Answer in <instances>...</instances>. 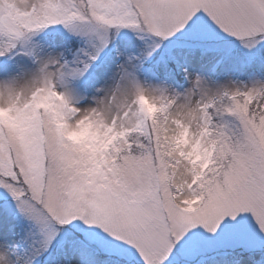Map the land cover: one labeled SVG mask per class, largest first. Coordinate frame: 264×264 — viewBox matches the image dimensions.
Masks as SVG:
<instances>
[{
    "label": "snow or ice",
    "instance_id": "snow-or-ice-1",
    "mask_svg": "<svg viewBox=\"0 0 264 264\" xmlns=\"http://www.w3.org/2000/svg\"><path fill=\"white\" fill-rule=\"evenodd\" d=\"M51 26L82 46L33 40ZM124 29L153 42L122 50ZM0 57V209L21 229L0 264H184L200 234L223 264L264 251V0H0ZM230 68L249 79H213Z\"/></svg>",
    "mask_w": 264,
    "mask_h": 264
},
{
    "label": "rangeland",
    "instance_id": "rangeland-1",
    "mask_svg": "<svg viewBox=\"0 0 264 264\" xmlns=\"http://www.w3.org/2000/svg\"><path fill=\"white\" fill-rule=\"evenodd\" d=\"M58 36L63 44L57 49V51H64L65 48L79 49L83 40L80 37L69 33L63 26H51L45 32L40 33L38 36L33 37V40L39 41L40 43L46 44L50 41L52 35ZM143 39L140 38V35L132 32L130 30L124 29L116 37V44L122 49L129 53H137L140 48H147L153 42V37L150 34H142ZM182 39V38H181ZM126 41H131L127 47L125 46ZM255 50L244 49V55L249 56L253 55ZM159 53H157L158 55ZM111 58L113 61L117 60L115 46L109 47L104 50L97 64L93 66L90 70L89 75L96 73L99 70H102V66L105 65V62ZM5 58L0 57V61H3ZM16 61H21V57L16 56L12 57L9 60V63H14ZM22 62V61H21ZM197 68H203L206 75L209 74V69L211 64H208L207 67L204 66L203 62H197ZM229 76L232 79L247 81L250 77V73L241 72L239 70L229 69L227 73H218L213 75V79H219L221 81H226ZM181 83H184L182 80ZM184 86L188 85L184 83ZM21 229L18 226V220L12 217L7 216L2 209H0V235L7 234L10 240H17L20 238ZM222 237L213 238L208 235L200 234L194 237H190L184 244L181 245L178 256L183 257L186 250L196 248L199 251V254L194 258L187 259L184 261V264H205L207 261H212L216 257H224L226 250L219 246L218 241ZM243 254H251L253 257V262H258L261 264V261L264 260V251H255L253 253L243 252ZM263 263V262H262ZM40 264H46L44 260L40 261ZM244 264H250L248 259H244Z\"/></svg>",
    "mask_w": 264,
    "mask_h": 264
},
{
    "label": "trees",
    "instance_id": "trees-1",
    "mask_svg": "<svg viewBox=\"0 0 264 264\" xmlns=\"http://www.w3.org/2000/svg\"><path fill=\"white\" fill-rule=\"evenodd\" d=\"M250 255L251 254H247V255L243 254V256L250 261V264H259L258 262H260V261L253 262V257ZM249 257H251V258H249ZM223 259H224V257H216V258H213L212 261H207L205 264H223ZM261 264H264V260L261 261Z\"/></svg>",
    "mask_w": 264,
    "mask_h": 264
}]
</instances>
